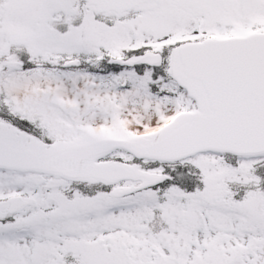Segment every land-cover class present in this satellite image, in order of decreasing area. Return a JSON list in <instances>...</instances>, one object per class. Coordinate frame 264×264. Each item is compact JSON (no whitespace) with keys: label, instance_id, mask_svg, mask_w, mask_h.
I'll return each instance as SVG.
<instances>
[{"label":"snow or ice","instance_id":"obj_1","mask_svg":"<svg viewBox=\"0 0 264 264\" xmlns=\"http://www.w3.org/2000/svg\"><path fill=\"white\" fill-rule=\"evenodd\" d=\"M0 264H264V0H0Z\"/></svg>","mask_w":264,"mask_h":264}]
</instances>
